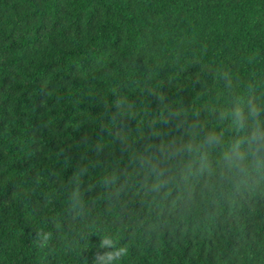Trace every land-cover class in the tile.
Wrapping results in <instances>:
<instances>
[{
	"label": "trees",
	"instance_id": "obj_1",
	"mask_svg": "<svg viewBox=\"0 0 264 264\" xmlns=\"http://www.w3.org/2000/svg\"><path fill=\"white\" fill-rule=\"evenodd\" d=\"M0 264H264V0H0Z\"/></svg>",
	"mask_w": 264,
	"mask_h": 264
}]
</instances>
